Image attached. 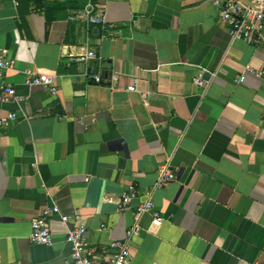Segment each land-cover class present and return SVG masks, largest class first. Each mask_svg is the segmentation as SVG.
<instances>
[{
    "label": "crops",
    "instance_id": "1",
    "mask_svg": "<svg viewBox=\"0 0 264 264\" xmlns=\"http://www.w3.org/2000/svg\"><path fill=\"white\" fill-rule=\"evenodd\" d=\"M90 6L104 22L72 17ZM2 53L0 117H17L0 126V264H64L76 221L109 249L141 200L121 210L122 191L150 190L166 162L165 220L141 216L131 264H264V29L233 38L213 0H0ZM52 204L71 220L54 213L52 243H34Z\"/></svg>",
    "mask_w": 264,
    "mask_h": 264
},
{
    "label": "built area",
    "instance_id": "2",
    "mask_svg": "<svg viewBox=\"0 0 264 264\" xmlns=\"http://www.w3.org/2000/svg\"><path fill=\"white\" fill-rule=\"evenodd\" d=\"M216 5L218 15L229 25V32L233 38L252 37L255 34L261 35L264 29V0H213ZM72 17L83 18L91 23L104 22L102 10L93 6L87 7L81 12L73 13ZM96 54L91 51L88 58H95ZM14 66V60L6 57L5 53L0 54V67L10 69ZM29 74L26 79L28 85H42L51 90H55V75L46 72H37L32 69H25ZM264 74V68L258 72ZM91 77L95 82H104L103 74L92 73ZM194 82L198 85L204 84V79L196 77ZM137 87V82L129 86L130 90ZM7 92L15 96V89L7 87ZM17 113H9L0 117V126L6 125L16 119ZM176 179V171L171 167L169 162L159 165L157 169V179L150 190L142 195L136 189L135 185H130L128 189L122 191L120 198V209L126 210L133 199L141 197L139 204L135 207V222L127 231L125 239L114 240L109 249L102 250L101 253L94 254L89 248L86 225L82 222H75L66 230L65 240L70 245V253L64 264H131L130 240L140 230V218L144 213L153 216L154 223L159 225L164 220V215L157 209L153 193L156 189L167 186L171 181ZM54 213H59L64 223L70 222L68 215L60 213L57 204L45 207L41 214L31 222L30 239L38 244H51L53 241V230L50 224V218Z\"/></svg>",
    "mask_w": 264,
    "mask_h": 264
},
{
    "label": "water",
    "instance_id": "3",
    "mask_svg": "<svg viewBox=\"0 0 264 264\" xmlns=\"http://www.w3.org/2000/svg\"><path fill=\"white\" fill-rule=\"evenodd\" d=\"M95 60L97 61V59H94V61H95ZM92 62H93V61H92Z\"/></svg>",
    "mask_w": 264,
    "mask_h": 264
}]
</instances>
